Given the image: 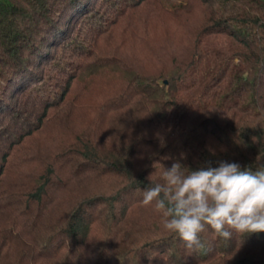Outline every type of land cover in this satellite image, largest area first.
Masks as SVG:
<instances>
[{
  "label": "trees",
  "instance_id": "16d2710c",
  "mask_svg": "<svg viewBox=\"0 0 264 264\" xmlns=\"http://www.w3.org/2000/svg\"><path fill=\"white\" fill-rule=\"evenodd\" d=\"M149 1L0 0V184L83 69L103 62L91 53L101 35ZM189 2L201 8L182 12L176 57L151 72L104 61L126 85L105 108L125 112L121 139L60 152L14 196L0 188V215L14 217L0 249H20L11 264H264V232L225 240L206 226L205 247L187 249L141 202L174 162L188 172L264 160V1Z\"/></svg>",
  "mask_w": 264,
  "mask_h": 264
},
{
  "label": "rangeland",
  "instance_id": "374dc122",
  "mask_svg": "<svg viewBox=\"0 0 264 264\" xmlns=\"http://www.w3.org/2000/svg\"><path fill=\"white\" fill-rule=\"evenodd\" d=\"M200 8L198 3L193 4L189 0H150L142 10L127 12L116 28H110L106 31L108 33L101 35L91 53L93 55L94 52L96 58L103 62L95 60L97 67L86 66L79 81H74L62 108L53 110L36 136L27 139L26 144L14 151L6 168V179L3 178L0 184L1 191L10 186L7 189L14 196L18 189L13 187L15 184L21 186L22 177L44 173L47 166L66 149L79 147L87 141H107L110 134L117 140L121 139L123 123L127 122L125 112L113 113L105 108H109L123 93L126 85L114 72L115 67L104 61L106 58L119 60L129 67L133 64L138 72L153 71L157 63L173 59L184 50L186 46L181 47V41L185 35L180 29L185 15L182 12H192V18H196ZM80 26L77 25L76 29ZM98 187L95 184L91 189L94 191ZM108 189L106 192L110 191ZM12 220L13 216L0 215V237ZM19 253L20 249L7 252L3 246L0 264H11L10 260L14 262Z\"/></svg>",
  "mask_w": 264,
  "mask_h": 264
},
{
  "label": "clouds",
  "instance_id": "9594fccd",
  "mask_svg": "<svg viewBox=\"0 0 264 264\" xmlns=\"http://www.w3.org/2000/svg\"><path fill=\"white\" fill-rule=\"evenodd\" d=\"M184 169L178 161L164 169L163 183L145 188L141 202L162 212L164 229L187 249L205 247L199 234L206 226L225 240L234 233L264 232V160L255 169L226 161Z\"/></svg>",
  "mask_w": 264,
  "mask_h": 264
}]
</instances>
